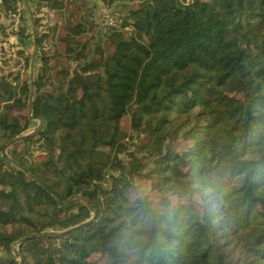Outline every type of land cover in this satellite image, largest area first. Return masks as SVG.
<instances>
[{"label": "trees", "instance_id": "16d2710c", "mask_svg": "<svg viewBox=\"0 0 264 264\" xmlns=\"http://www.w3.org/2000/svg\"><path fill=\"white\" fill-rule=\"evenodd\" d=\"M79 4L86 34L48 43L77 70L49 66L36 36L31 116L43 125L9 154L39 185L1 156L31 122L28 80L0 78V172L14 174L0 184V264L19 263L22 240L21 264H264V0H142L105 45ZM172 74L203 82L173 97L161 92ZM109 171L149 189L104 186ZM176 190L185 203L167 199ZM47 232L59 234L25 239Z\"/></svg>", "mask_w": 264, "mask_h": 264}, {"label": "rangeland", "instance_id": "374dc122", "mask_svg": "<svg viewBox=\"0 0 264 264\" xmlns=\"http://www.w3.org/2000/svg\"><path fill=\"white\" fill-rule=\"evenodd\" d=\"M7 1V7H5V3H3V0L2 2L0 1V10H4V12L0 11V78L1 76H7L11 73H18L19 81H25L27 83L30 52L32 48L31 37H28L29 35L31 36L30 20L25 6L22 3V0L21 7L19 8L21 14L20 19L16 16H13L15 0ZM66 1L67 2L65 4L67 6V13L71 14V17L69 18L67 13H64L63 10H59L57 8L59 0H33V2H31V0H27V4L33 13L36 36L39 35L41 40H43V47L40 49L41 54L44 52L49 53L47 55L44 54L46 61L49 60V66L60 63L61 65L66 66L67 73H72L73 71L77 70L79 63L68 61L59 53V51L55 47H52L51 44L49 46L48 44L57 35L59 36L65 33H69V36H80L86 34L84 24L79 21V17L82 15V12L80 11V9H77V7L80 6L79 3L81 1L83 2L84 0H81L80 2L79 0ZM141 1L142 0H89V7L92 9L94 22L98 26L96 32L91 34L93 42H97L101 45H105L110 41L114 42L117 38V32H119L117 30L118 25L116 21L122 15L123 17H127L128 11L133 8L132 6ZM180 1L184 3L188 0ZM262 10L264 12V7L262 8ZM108 14L113 17L114 20H112L111 25L115 28L108 26L104 27V25H102L103 15L105 18L106 16H108ZM74 26H77V29L81 28V30L77 32V29L74 28ZM119 37L120 36H118L117 40L119 39ZM39 66L40 61L37 60L36 53L33 63V78L34 74L38 72ZM227 67L230 68V71L225 75H220L217 80H222L224 77L233 75L235 68H232L229 65H227ZM69 82H75V76L73 74L70 75ZM202 82L203 81H199L198 83L194 82L187 86H181L179 81L177 80V76L175 74H172L164 82L161 92L176 97L180 94V91L183 88H193ZM159 97L160 95L155 98ZM26 111L28 115V110H21L20 115L25 116ZM37 124L38 122H31V130H33L37 126ZM25 133L21 134L20 136L26 135ZM19 144L20 143L14 145L10 149L8 148L5 151L6 155L9 157L10 152L14 150L15 147H17ZM34 146L37 145L34 144ZM33 152L35 155H39L38 150L34 149ZM139 158H141V156L137 155V160H139ZM144 162L141 164H145ZM139 172L144 173L142 170ZM109 176L113 177V179H115L120 186L130 187L139 193H146L149 189L146 181L139 180V178L130 179L113 171H109L108 175L106 176V182L104 183V186H108L109 182H112L110 181ZM13 177L14 174L12 171L6 170L5 172H0V184L11 182L13 180ZM79 180L80 174L78 173H73L70 177L69 188L71 190V194H75L76 192H78L79 188L77 187V182ZM183 203H185V201ZM2 255L3 254L0 252V257Z\"/></svg>", "mask_w": 264, "mask_h": 264}, {"label": "water", "instance_id": "95a60500", "mask_svg": "<svg viewBox=\"0 0 264 264\" xmlns=\"http://www.w3.org/2000/svg\"><path fill=\"white\" fill-rule=\"evenodd\" d=\"M25 9L27 11L29 20H30V26H31V43H32V48H31V52H30V62H29V71H28V84H29V96H28V115H27V119L30 122H38L37 126L33 129L28 131L27 133H25L26 135L24 136H18L17 138H15L14 140H12L9 144H7L4 149L1 152V156L2 158H4L10 165L11 167L15 168L19 173H21L23 176L27 177L28 179H30L32 182H34L35 184L39 185L38 182L31 176L29 175L25 170H23L18 164L14 163L5 153V151L9 148H12L14 145H17L18 143L22 142V140H24L25 138L30 137L31 135H33L36 131H38L39 129L42 128L43 122L41 120H35L32 118L31 114H32V96H33V63L35 60V56L37 53V47H36V33H35V29H34V18H33V13L30 9V7L27 4V0H22ZM55 202H57L55 199H53ZM72 200H78L79 202L82 203V205H84L86 208L89 209V207L87 206V204L81 199L80 196H76L74 198L69 199L67 202L72 201ZM59 206H61V203H58ZM90 210V209H89ZM91 211V210H90ZM92 212V211H91ZM93 214V213H92ZM94 215V214H93ZM57 235L59 233H53V232H47V233H42L39 235H30L27 236L25 239L27 238H31L33 236H43V235ZM23 241V240H22ZM22 241H19L15 244H13L12 246V254L14 257H16L18 259V264H21L22 259L20 257V255L18 254L17 248L18 246L21 244Z\"/></svg>", "mask_w": 264, "mask_h": 264}, {"label": "clouds", "instance_id": "9594fccd", "mask_svg": "<svg viewBox=\"0 0 264 264\" xmlns=\"http://www.w3.org/2000/svg\"><path fill=\"white\" fill-rule=\"evenodd\" d=\"M184 197L185 194L181 191V190H176V191H172L167 193V199L179 204V203H183L184 202ZM151 221L149 218H144V226L145 227H150ZM130 243L135 245H138L140 243V241L142 240V237L137 235V227H133L131 232H130Z\"/></svg>", "mask_w": 264, "mask_h": 264}, {"label": "built area", "instance_id": "2783aa9c", "mask_svg": "<svg viewBox=\"0 0 264 264\" xmlns=\"http://www.w3.org/2000/svg\"><path fill=\"white\" fill-rule=\"evenodd\" d=\"M23 3V2H22ZM21 7V0H15V4H14V15L13 16H16L17 18H21V14H20V10H19V8ZM20 16V17H19ZM108 17V18H107ZM103 19H102V25H106V26H108V27H113L112 25H111V23H112V20H113V18H112V16L111 15H109L108 14V16H106L105 18H104V15H103V17H102ZM110 20H111V22H110Z\"/></svg>", "mask_w": 264, "mask_h": 264}, {"label": "crops", "instance_id": "0c3cea01", "mask_svg": "<svg viewBox=\"0 0 264 264\" xmlns=\"http://www.w3.org/2000/svg\"><path fill=\"white\" fill-rule=\"evenodd\" d=\"M1 2H2V0H0ZM30 1V0H29ZM31 2H33V0H31ZM1 12H4V10L2 11V10H0Z\"/></svg>", "mask_w": 264, "mask_h": 264}]
</instances>
